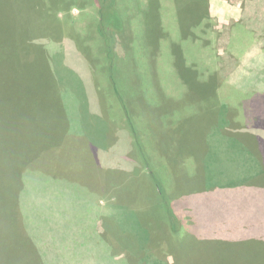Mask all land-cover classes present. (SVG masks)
<instances>
[{
	"label": "rangeland",
	"instance_id": "obj_1",
	"mask_svg": "<svg viewBox=\"0 0 264 264\" xmlns=\"http://www.w3.org/2000/svg\"><path fill=\"white\" fill-rule=\"evenodd\" d=\"M117 7L124 28L113 78L133 110L150 165L165 188L171 187L170 207L183 223L179 231L186 245L177 239L170 249L174 264H264V243H246L229 256V231H235L229 229V201L248 199L258 206L246 212L264 216V192L251 190L264 186V0H117ZM97 22L95 0H0V168L6 172L0 189L16 184L7 178L18 166L15 160L30 164L18 177L20 204L40 264L76 263L74 250L69 262L67 253L56 251L66 236L71 247L78 239L86 246L89 202L96 213L102 205L109 210L108 201L123 202L111 237L114 249H135L139 238L153 243L171 235L163 226L165 207L136 216L126 208L125 203L139 207L157 199L152 178L142 177L147 172L141 162L126 183L106 171H129L134 162L125 157L131 143L121 122L123 107L109 92L113 87ZM25 41L41 45L54 81L32 65L37 61L43 68L39 53L32 60L23 57ZM197 76L188 88L186 82ZM160 98H167L173 116L149 123L143 113L150 108L149 117L154 116L153 100ZM172 117L176 125L169 127ZM100 175L109 184L117 182L118 190L91 193ZM246 230L239 233H256ZM47 233L55 240L50 256L45 255ZM111 233L105 231L104 238ZM109 249L107 257L114 252ZM119 253L112 264H125V258L119 260L124 252Z\"/></svg>",
	"mask_w": 264,
	"mask_h": 264
},
{
	"label": "trees",
	"instance_id": "obj_2",
	"mask_svg": "<svg viewBox=\"0 0 264 264\" xmlns=\"http://www.w3.org/2000/svg\"><path fill=\"white\" fill-rule=\"evenodd\" d=\"M95 1L97 3V15H98L97 31L99 33V36L102 42H104L103 45H104V50L106 52V57H107L106 65H107V71H108V78L110 82H112L111 84L113 87V91H109V92H110V95L113 96L114 99H116L118 103L121 104V106L123 107L124 115L121 118V122L122 123L124 122V126L128 129L127 141L128 143L129 142L131 143V150L134 151L132 152L131 150L128 149L126 152L125 157H127V159H131L134 162V164L129 167V171H126L128 167L125 168L126 170L122 169L121 167L113 168L114 170H112V167H110L106 171L109 172L110 170V172L116 174V176L120 175L121 176L120 180H123V183L124 182L126 183L127 180L130 179L131 172H133L130 170L134 169V166L137 161L141 162L147 172V174L143 175L142 177L147 176V177L152 178L154 182L152 183V189L157 199L151 200L145 206H139V207L138 205L131 206L133 208L131 209V213L136 212L135 213V216H136V214H139L147 209L155 210V208H158L159 206L165 207L166 213H165V220H164L163 226L165 225L166 229L171 233V235H169L167 239L158 237L157 239H154L153 243L150 242V240H147L145 238H143V240L139 238L137 239L135 243V245L137 246V242H140L138 243L139 247L135 249H131L130 248L131 245L124 246L121 249L120 248L114 249L113 248L114 239H112L111 237H115V233H117L116 232L117 231L116 230L117 228L116 213H118L120 208L123 206H121V204H117L116 206H114L113 203L111 204L110 201H108L109 203H107V205H110L109 210H107L106 206L104 205V207H100L99 209V211L100 210H103V211L96 213V211H94L95 207H92L91 202H89L87 208L88 207L93 208V210H91L92 217H90V221L88 225L89 232L87 233V236H86L87 239L84 240V242L87 243L85 246L86 248H83L84 246H82L83 242L81 241V239H78L79 241L76 240L77 244L75 245L80 246V247L76 248L78 249L79 252L75 254L76 256H78L79 264H82V263L84 264H112L111 262L117 261V260L116 261L113 260V257L116 254V252H124V255H122L119 258V260L122 258H125L126 259L125 264H174L176 262V259L170 254V249L173 248V246L178 245L177 239H180L179 240L180 245L183 244L181 247H184L186 245L185 240L184 241L182 240L183 239L181 237L182 233L179 231V227H182L183 223H182V220H179V218L176 217L177 215L175 214V212L172 211L173 210L172 207H170L169 197L171 196V194H169L168 191L171 189V187L170 189L165 188L161 178L156 173V171L153 169V167L150 165L149 159L143 150L144 149L143 142L140 140L139 136L137 135L138 134L137 130H135L136 128L133 123L134 121L133 110L130 112L129 107L126 106L125 101L123 100L122 97H120L118 93V88L115 87V81L113 78L114 75H113L112 70L114 69L115 49L117 47L118 34L121 33L124 28L123 19L121 17L119 8L117 7V0H95ZM203 13L202 15L199 16L197 23L200 22L203 16ZM153 23H154L153 26L156 30L158 28L159 22L157 23L155 16H153ZM155 37L157 39L158 35H155ZM155 37H154V40H156ZM177 37L179 38V36ZM25 42L28 43L27 45H29L30 47L29 46L27 47V45L25 47L23 43L24 45V47L22 45L24 49L22 50L23 57L30 56L32 60V59H35L37 57V54L39 53L40 56L42 57L43 68L40 67L41 64H39L37 61L36 63L32 65L41 70V72L44 74V75L40 74L42 77H44L45 79L54 81L53 74L51 73L49 66L47 64L48 60L45 56V52L43 48L41 47V45L34 44L29 41H25ZM179 45L180 43H178V45H175L176 48L179 47ZM171 52L173 55L172 48H171ZM32 75L35 76V72ZM208 78L209 77H206L202 81H205ZM193 79L194 77L191 79V82H188V81L186 82L188 88H189V85L194 87V84L192 82L198 81L199 77L197 76L194 80ZM217 85H218L217 79H214L213 86L216 88ZM168 98H171V97H168ZM166 99L163 98L165 102H163L161 98L160 100H153L154 104H156L155 110H154V116L151 115L149 117L150 108L148 110V113L142 112L143 115L146 117L147 122L151 123L154 121V118H156L162 121L163 123L165 122L166 117L169 118L170 116H173L172 114H173L174 109H172V107L165 106L167 103ZM143 115L139 113V116H143ZM135 118L137 121V117ZM172 122L175 123L176 125L175 120L173 121V117H172V120L169 119L168 123L170 125L168 124L167 126L170 127L173 124ZM173 127H174V124H173ZM162 129H164V127H162ZM135 144H137V146H139L140 148L138 150V153L136 152L137 148L135 147ZM260 145H262L263 155H264V141L262 139L260 140ZM52 146L54 148L57 147L56 144L55 145L53 144ZM134 148L136 150H134ZM263 160H264V157L262 161ZM15 162L18 164V166L12 167L13 173L8 175L7 178L9 181L11 180V182L15 180L16 184L13 183L14 186H12V188H9L8 190H4L3 188L0 189V264H33V263L40 264V254L39 252H37V249L35 246L36 243H34L35 242L34 237H32L31 234L25 230L24 213H23V208L21 207V204H20V194L22 190L21 181L22 180H21V177L20 179H18V177H19V174H21L22 176V173L25 172L26 169L30 168V164L22 165L23 162H20L19 160H15ZM21 166H24V168H21ZM98 167L101 170H103L106 166H103V167L98 166ZM262 168H263V174H264L263 164H262ZM5 173H6L5 170L0 168V180L2 177L5 176ZM115 185L117 186L119 184H117V182H115L114 180L113 182L109 184L108 181L105 182L104 178L101 177L100 175V180L97 181L95 188L92 186H89V188L92 187L91 193L93 194H95L96 191L97 193L101 192L99 194H102L103 193L102 191L109 190L110 188L112 189V186L114 190H118ZM251 190H259V191L264 192V186L255 187ZM114 197H117V193L115 194ZM85 199L86 197H84V200ZM241 201L242 203L240 204ZM118 202L123 204V202L120 200ZM125 204H127L126 208L128 207L129 204L131 205V203L129 204L125 203ZM257 206H258L257 203H252V202L250 203L248 199L239 198L235 202L229 201V211H232V213H229V229L232 228V226L235 227V231L231 232V234L229 231V253H230L229 256H233L234 254H237V253H233L234 248H238L239 250L244 249L245 248L244 245L246 243H247V246L250 244L256 245L259 243H264V216L263 215L255 216L251 211L246 212L245 210L246 207L250 208V207H257ZM98 214L103 222V229H104L103 233L105 234V231L109 232V230L112 232L111 234L107 235L105 238H104L103 233L100 234L96 232L95 229L92 230V228H90L91 223L96 221V216ZM248 215L252 216V218H249ZM149 219L144 225H146L148 222L151 221ZM158 221L160 222V220ZM247 228H250L251 231L256 232L255 235L253 236L251 235V237H249L245 234L242 235V233H239L240 231H243V229L246 230ZM46 236L50 239V241L48 239L49 243L47 242L48 245H50V247L48 251H45L46 253L45 255L50 256L52 255L51 248L55 240L52 243V239L54 235H49L47 233ZM168 238L172 240L171 243H169ZM61 239H63V244L60 248H58L56 253L59 254V250H63L62 255L66 256V253L69 251V250L66 251V248L68 249V247L70 246L71 238L66 236V237H61ZM128 241H129V244H131V241L130 240ZM148 242H150V248H147V246H149ZM88 247L90 249L91 248L94 249L93 250L95 253L94 261H90L88 259V253H89L87 252L89 250ZM102 247L104 248L101 251ZM109 248H112L114 252L112 254L109 253L110 255L107 257L106 253L107 251L109 252L110 250ZM53 249L56 250L54 245H53ZM250 250L249 252L251 253L253 250L251 251ZM176 252L174 256H177ZM231 253L233 255H231ZM67 254L70 255V253H67ZM168 256H172L173 260L169 261Z\"/></svg>",
	"mask_w": 264,
	"mask_h": 264
},
{
	"label": "crops",
	"instance_id": "obj_3",
	"mask_svg": "<svg viewBox=\"0 0 264 264\" xmlns=\"http://www.w3.org/2000/svg\"><path fill=\"white\" fill-rule=\"evenodd\" d=\"M232 12H233V11H232ZM234 14H235V13H233V15H234ZM110 203H111V204L113 203L114 206H116L117 204H121V206H123V204L120 203V202H118V200H115V201H113V202L110 201ZM106 204H107V203H106ZM126 205H127V204H126ZM128 206L131 207L132 205L129 204ZM101 207H104V205H102ZM89 221H90V220H89ZM99 221H102V220H101V218H100V216H99V214H98V215L96 216V221L93 222V223H91V228H92V230H93V229H95V227H96L95 230H97V232L101 234V233H103V230H104V229H103V222H102V225H101V227H102V231H100V230L98 229V222H99ZM92 224H93V225H92ZM94 224H95V227H93ZM78 247H80V246H77V245H75V247H71V246H69L68 249H67V251H68L69 249H70V250H69L67 253H70V254H71V250H74V253H78L79 251H78V249H76V248H78ZM95 247H96V246H95ZM71 248H73V249H71ZM83 248H86V247L84 246ZM88 248H89V247H88ZM96 249H97V248H96ZM98 249H99V248H98ZM93 250H94V249H92V248L90 249V248H89L88 259H89L90 261H94L95 253H94ZM74 253H72V254H74ZM117 253H119V252H116V254H115L114 257H113V260H114V261L118 260V259H116V256H118ZM120 253H121V252H120ZM120 253H119V254H120ZM68 255H69V254H68ZM70 256H71V255H69V258H67V262L70 261ZM74 257H77L76 254H74ZM84 259H86V258H84ZM84 261H85V260H84ZM72 264H73V263H72ZM75 264H79V260H78V259H76V263H75ZM82 264H84V263H82Z\"/></svg>",
	"mask_w": 264,
	"mask_h": 264
}]
</instances>
